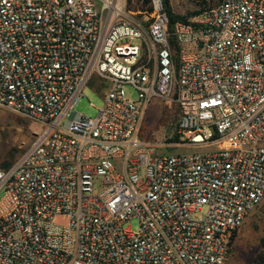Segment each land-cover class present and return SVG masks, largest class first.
Here are the masks:
<instances>
[{
	"label": "built area",
	"instance_id": "1",
	"mask_svg": "<svg viewBox=\"0 0 264 264\" xmlns=\"http://www.w3.org/2000/svg\"><path fill=\"white\" fill-rule=\"evenodd\" d=\"M169 24L162 0L144 20L124 0H0V108L42 128L0 169V264H228L264 200V0ZM155 99L196 151L141 139Z\"/></svg>",
	"mask_w": 264,
	"mask_h": 264
},
{
	"label": "rangeland",
	"instance_id": "2",
	"mask_svg": "<svg viewBox=\"0 0 264 264\" xmlns=\"http://www.w3.org/2000/svg\"><path fill=\"white\" fill-rule=\"evenodd\" d=\"M124 0V10L135 19L144 20L149 9L153 8V0ZM172 11L190 20L197 13L218 4L221 0H169ZM123 0H120L122 3ZM108 92V83L95 77L86 87L83 96L75 107L74 112L95 118L98 109L103 106L104 97ZM127 96L136 99L132 88H127ZM180 111L172 102L155 99L148 107L143 119L140 137L143 141L157 144L158 153L172 154L194 152V149H184L174 146L176 142H169L177 135L176 124ZM41 126L33 119L15 110L0 108V169L5 164H14L25 151L31 147L41 132ZM1 196V195H0ZM205 209L200 215L206 214ZM128 228L129 225H126ZM132 229L137 231L139 223L132 222ZM228 264H264V200L250 212L238 233L233 253Z\"/></svg>",
	"mask_w": 264,
	"mask_h": 264
},
{
	"label": "trees",
	"instance_id": "3",
	"mask_svg": "<svg viewBox=\"0 0 264 264\" xmlns=\"http://www.w3.org/2000/svg\"><path fill=\"white\" fill-rule=\"evenodd\" d=\"M163 1V5H164V10L165 12L168 14L169 16V21H170V24H169V28H170V31H172L174 29V26L177 22H185V23H188L189 20H187V18L185 17H181L179 15H176L173 11H172V8L170 6V1L169 0H162ZM129 3L132 2V0H128ZM146 3H149L150 0H146L145 1ZM153 12V8H150L149 9V13H152ZM199 14V13H197ZM173 46H175V43L173 42L172 43ZM175 48V47H173ZM174 60H175V56H174ZM178 61V58L176 59ZM180 117V115H179ZM177 126H178V122L176 124V129H177ZM179 140V136H178V133L177 135L173 138V139H170L169 142H178ZM13 164H5L4 165V169H9Z\"/></svg>",
	"mask_w": 264,
	"mask_h": 264
}]
</instances>
